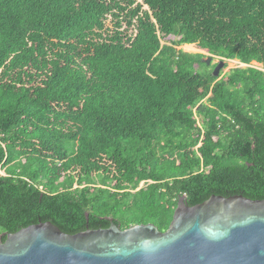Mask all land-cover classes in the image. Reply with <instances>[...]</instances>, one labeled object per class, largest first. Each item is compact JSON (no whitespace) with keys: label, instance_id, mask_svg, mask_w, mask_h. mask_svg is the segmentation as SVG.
I'll use <instances>...</instances> for the list:
<instances>
[{"label":"trees","instance_id":"obj_1","mask_svg":"<svg viewBox=\"0 0 264 264\" xmlns=\"http://www.w3.org/2000/svg\"><path fill=\"white\" fill-rule=\"evenodd\" d=\"M213 195L264 199V0H0V235Z\"/></svg>","mask_w":264,"mask_h":264},{"label":"water","instance_id":"obj_2","mask_svg":"<svg viewBox=\"0 0 264 264\" xmlns=\"http://www.w3.org/2000/svg\"><path fill=\"white\" fill-rule=\"evenodd\" d=\"M223 67L219 59L213 76ZM106 219V229L73 235L50 222L2 233L0 264H264V199L213 195L188 206L182 196L164 232L151 223L123 230Z\"/></svg>","mask_w":264,"mask_h":264},{"label":"rangeland","instance_id":"obj_3","mask_svg":"<svg viewBox=\"0 0 264 264\" xmlns=\"http://www.w3.org/2000/svg\"><path fill=\"white\" fill-rule=\"evenodd\" d=\"M182 51L186 52V53H190V54H198V55H203L204 58H202L200 61L203 63L202 60H206L208 57H210V55L202 50H199L195 45H187V46H181L179 47ZM219 61L218 58H212V61L210 62V66L217 64V62ZM205 64V63H203ZM251 66L256 67L258 69H261V66L256 64V63H252ZM248 66L241 64L239 61L237 60H224V67L222 68V70L219 73V77L218 80L221 79L225 74L229 73L230 70L235 69V68H242L245 69ZM196 71H199L201 69H205L207 67H203L201 64H196L194 66ZM212 69V67L210 68Z\"/></svg>","mask_w":264,"mask_h":264},{"label":"bare ground","instance_id":"obj_4","mask_svg":"<svg viewBox=\"0 0 264 264\" xmlns=\"http://www.w3.org/2000/svg\"><path fill=\"white\" fill-rule=\"evenodd\" d=\"M187 46V45H186Z\"/></svg>","mask_w":264,"mask_h":264},{"label":"flooded vegetation","instance_id":"obj_5","mask_svg":"<svg viewBox=\"0 0 264 264\" xmlns=\"http://www.w3.org/2000/svg\"><path fill=\"white\" fill-rule=\"evenodd\" d=\"M215 58V57H214Z\"/></svg>","mask_w":264,"mask_h":264}]
</instances>
